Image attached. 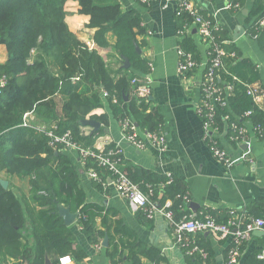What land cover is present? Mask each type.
I'll return each instance as SVG.
<instances>
[{
	"label": "trees",
	"instance_id": "1",
	"mask_svg": "<svg viewBox=\"0 0 264 264\" xmlns=\"http://www.w3.org/2000/svg\"><path fill=\"white\" fill-rule=\"evenodd\" d=\"M67 1L0 0V45L5 46L7 54L6 60L0 62V76L7 80L0 93V174L25 178L29 185L28 196L20 197L12 188L0 184V264H60L59 258L65 255L76 264L83 261L86 252L76 244L72 227L65 225L58 215V204L78 213L74 224L82 226L89 244H100V239L108 235L106 250L112 264H166L159 250L139 241L122 221H110L102 206L86 201L75 164L61 151L64 146L58 144L59 149H54L46 131L36 128L45 126V130L57 134L69 131L72 141L94 147V138L107 124V116L90 115L89 119L103 124L91 134L82 132L81 120L94 108L103 106V101L117 120L130 118L147 130H155L159 124L154 111L146 112L148 103L135 95L131 83L136 73L145 74L150 68L135 49V45L141 47L139 38L145 32L139 13L124 10L119 0H71L77 2L79 14L89 17L85 27L93 30L90 47L69 29L65 21ZM175 15L180 32L191 17L187 12ZM206 18L215 24L211 17ZM216 27L213 35L221 43L228 36L221 26ZM109 33L115 38L114 49L121 63L122 56L130 63L128 68L121 66L117 78L97 50L109 46ZM180 44L198 62V50L192 39L185 37ZM210 53L211 48L208 56ZM253 69L248 60L241 59L230 65L227 72L223 68L217 72L231 86L228 105L218 111L219 117L229 114L240 123L245 120V112L251 110L252 122L264 126V108L253 102L245 86L255 78ZM104 91L108 93L105 99L101 97ZM57 96L62 101L60 113L56 108ZM32 112L42 123L34 120L23 125L24 115ZM85 165V168L95 166L91 158ZM128 173L143 192L147 193L148 185L151 186V199L159 198L161 204L172 200L174 220L187 213L181 197L188 192L182 181L172 177L166 183L167 176L140 168L129 169ZM101 181L95 184L107 183L106 179ZM206 213L218 222L235 216L227 210ZM236 215L242 222L264 218V197L251 201ZM96 218L100 219V227ZM203 249L206 258H210L212 251ZM124 250H127L125 260ZM260 250L248 256L244 264H264V259L256 257Z\"/></svg>",
	"mask_w": 264,
	"mask_h": 264
},
{
	"label": "crops",
	"instance_id": "2",
	"mask_svg": "<svg viewBox=\"0 0 264 264\" xmlns=\"http://www.w3.org/2000/svg\"><path fill=\"white\" fill-rule=\"evenodd\" d=\"M119 1L124 10L134 9L139 13L141 26L145 30L139 38L142 42L139 49L150 68L145 74L136 73V77L150 85L149 102L145 103H148L146 112L156 113L158 125L162 126L166 137L167 147L160 150L146 143L144 148L138 149L124 141L120 122L112 116L105 101L103 106L91 110L86 118L89 119L90 115H106L107 124L100 132L98 130L102 127V123L96 131H93V127L89 125L81 124L82 132L91 134L98 131L93 142L96 148L108 143L120 144L122 166L127 173L129 169L140 168L158 176L171 175L182 181L190 197V201L185 205L187 215L201 217L203 214H208L206 212L209 210L238 213L251 201L264 197V136L255 133L251 119L245 118L242 122H238L244 126V137L242 140H233L231 124L237 120L231 119L230 116L225 118L227 114L219 117L218 111L224 108L221 107L215 118V135L219 145L232 158L237 160L242 153L247 152L252 162L238 160L230 167H225L212 155L208 143L203 139L202 118L197 114L196 107L201 100L200 83L209 66L208 49L211 44H208V41L197 32L196 25L191 19L179 32L175 0H150L149 3H142L139 0ZM190 1L203 16L211 17L217 26H221L228 36L227 39L219 42L226 56L223 65L215 71V79L221 84L226 100L229 99L231 90L217 72L222 68L227 72L230 65L246 59L253 65L255 78L245 84L258 87L260 97L257 106L264 108V0H237L238 5L230 8L226 5L231 0ZM78 8L76 1H67L65 21L69 29L91 47L93 30L85 27L89 17L79 14ZM185 37H190L194 42L198 50V62L196 61L197 65L187 74H181L177 69L179 59L177 48L182 49L180 42ZM107 39L109 46L97 50L113 77L117 78L122 66L121 57L114 49V36L109 33ZM231 49L234 51H230ZM6 57L5 46L0 45V62H4ZM101 97L105 99L103 93ZM55 101L60 113L62 101L59 96ZM34 120L39 123L43 121L36 118L32 112L28 116V122ZM135 125L139 134L146 130L145 127ZM53 148L59 149L57 146ZM60 148L75 164L79 184L86 194V201L102 206L104 211L108 212L110 221L115 219L122 221V225L131 230L139 241L159 250L166 264H227V252L233 241L232 234L222 236L211 232L197 233L195 235L197 244L202 249L203 247L210 249L212 256L206 258L197 253L187 254L185 249L175 242L171 221L158 210L163 205L159 198L151 199L150 195L154 208L153 216L150 218L143 211L133 210L130 203L117 193L106 172L103 174L106 175L107 183L98 186L95 184L96 180L88 177L77 150ZM0 177L6 179L8 187L20 197L28 196L27 179L17 176L1 175ZM192 202L196 204L195 207H191ZM185 207L183 206V209ZM141 212L145 215H141ZM75 221L70 224L74 230L75 242L87 255L80 264H112L106 250L109 244L108 235L106 245H103L106 236L100 239L99 247L89 244L82 228L74 224ZM96 223L100 227L99 218H96ZM258 231L260 233L257 235L251 233L243 244L236 264H244L248 256L264 247V231ZM26 236L31 242L27 233ZM123 254L125 260L127 250H124ZM198 256L202 259L198 260ZM142 261L146 263L145 258H142ZM70 264L76 263L72 261Z\"/></svg>",
	"mask_w": 264,
	"mask_h": 264
},
{
	"label": "built area",
	"instance_id": "3",
	"mask_svg": "<svg viewBox=\"0 0 264 264\" xmlns=\"http://www.w3.org/2000/svg\"><path fill=\"white\" fill-rule=\"evenodd\" d=\"M142 3H149L150 0H139ZM176 8L175 12L180 15L182 12H187L191 21L196 25L197 32L210 43L211 53L209 54V66L206 73L203 75V80L200 83L201 88V100L196 107L197 114L202 118V134L203 139L209 145L212 155L225 167H230L238 160L252 162L247 152L242 153L238 158H232L227 151L219 145L218 139L215 135V118L217 111L221 107L228 105L226 100V94L223 92L220 83L215 79V71L223 65V59L226 56V52L220 46L218 38L213 35V30L217 29V25L213 24L211 20L203 16L197 7L190 0H175ZM237 6V0H231L226 6L228 8ZM185 23L184 25H186ZM178 64L177 69L181 74H187L192 68L197 65L193 55L189 52L184 51L180 47L177 48ZM234 55V53H230ZM132 85L135 87V95L140 100L147 101L150 94V85L138 77L131 79ZM7 84L6 77L0 76V93ZM247 94L252 97L254 103H258L260 97V90L257 86L246 85ZM231 90V86L228 87ZM104 96L108 95L107 92H102ZM116 101V98L113 99ZM251 110L245 112V118L251 119ZM30 113L24 115L23 125L29 124L28 116ZM229 115H225L228 118ZM122 137L124 141L135 146L138 149L145 147L146 143L157 147L160 150H164L167 147V141L163 128L158 125L155 130H146L142 134H139L137 127L134 122L129 118H123L119 120ZM38 130L46 131L50 141L49 145L52 147L62 144L65 148H73L77 150L81 163L85 167L86 160L91 158L92 163L96 166L90 165L86 167V172L89 178L94 179L98 182H104L106 175L111 179L117 193L125 198L135 211H143L147 217H152L154 208L150 195L152 194V188L148 185V192H143L137 183H135L128 175L123 165L122 147L118 143H108L102 147H83L80 144L72 141L69 131L62 134L53 133L51 130H45V126L36 127ZM231 139L242 140L244 137L245 129L244 126L238 122L231 124ZM253 130L258 136H264V126L257 123H253ZM106 172V175L103 174ZM166 183L172 181L171 175H166ZM177 197H180L178 194ZM183 205L185 206L190 201V197L185 194L182 197ZM172 202L166 200L164 204L158 209L163 213L170 221L172 225V231L175 238V242L181 248L185 249L187 254L193 255L199 253L202 257H206V253L199 248L195 235L197 233L211 232L225 236L232 234L233 241L227 252V264H236L239 260L241 247L249 239L251 233L255 230L264 231V218L256 217L250 218L247 222H242V219L235 216L230 217L227 221L218 222L214 217L209 214H203L201 217H195L193 215L184 214L179 220H174L172 210L170 209ZM234 213V212H231ZM80 229L82 226H77ZM100 246V244H96ZM258 259H264V247L257 253ZM72 258L69 255H65L59 258L60 264L72 263ZM124 264V263H121Z\"/></svg>",
	"mask_w": 264,
	"mask_h": 264
},
{
	"label": "water",
	"instance_id": "4",
	"mask_svg": "<svg viewBox=\"0 0 264 264\" xmlns=\"http://www.w3.org/2000/svg\"><path fill=\"white\" fill-rule=\"evenodd\" d=\"M135 49H136V51L138 53L141 52L137 45H135ZM122 61H123L122 66L124 68H128L130 66L129 60L126 57L122 56ZM124 99L125 100L127 99L126 95H124ZM81 124L89 125V126L93 127V131H96L100 127V122L99 121H96V120H93V119H88V118L82 119L81 120ZM0 184H1V186L3 188H7L8 187V181L6 179L0 178ZM195 206H196V204L194 202H192L191 203V207H195ZM57 213L62 218L63 223L65 225H70L78 217V213L77 212H72L70 210L69 206H65V205H62V204H58L57 205ZM259 233H260V231H258V230H255L253 232V234H255V235H257ZM106 240H107V236L103 240V245H106ZM49 262L50 261L47 258L46 259V263H49Z\"/></svg>",
	"mask_w": 264,
	"mask_h": 264
},
{
	"label": "rangeland",
	"instance_id": "5",
	"mask_svg": "<svg viewBox=\"0 0 264 264\" xmlns=\"http://www.w3.org/2000/svg\"><path fill=\"white\" fill-rule=\"evenodd\" d=\"M146 102H148V101H145V103H146ZM129 119H130V118H129ZM132 121H133V120H132ZM134 124H135V123H134ZM146 130H147V129H146ZM146 130H145V131H146ZM0 175H3V174L1 173ZM0 178H1V177H0Z\"/></svg>",
	"mask_w": 264,
	"mask_h": 264
}]
</instances>
